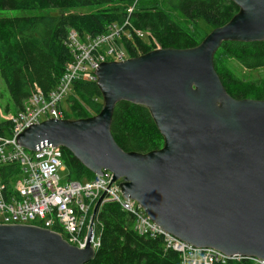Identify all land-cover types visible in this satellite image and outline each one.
<instances>
[{"label": "water", "instance_id": "water-1", "mask_svg": "<svg viewBox=\"0 0 264 264\" xmlns=\"http://www.w3.org/2000/svg\"><path fill=\"white\" fill-rule=\"evenodd\" d=\"M238 11L194 47L156 48L98 66L100 111L25 128L28 151L66 149L94 175L113 174L165 232L199 248L264 260V99H235L214 69L223 42L264 41V0H230ZM147 108L163 138L146 153L123 151L111 134L115 106ZM95 253L28 225H0V264H86Z\"/></svg>", "mask_w": 264, "mask_h": 264}, {"label": "trees", "instance_id": "trees-1", "mask_svg": "<svg viewBox=\"0 0 264 264\" xmlns=\"http://www.w3.org/2000/svg\"><path fill=\"white\" fill-rule=\"evenodd\" d=\"M139 0H0V10L49 11L0 18V115L16 114L38 87L44 95L55 90L66 63L71 59L67 39L70 31L79 36L104 33L107 26L128 20L131 38L121 45L130 57L155 48L133 29L149 31L160 48L184 49L200 40L163 11L136 8ZM188 21L203 20L211 30L226 24L238 11L230 0H161ZM134 5V6H133ZM133 6L132 12L128 9ZM93 9L82 13L62 10ZM231 58L246 69L264 67V41L252 43L223 42L214 55V69L226 92L235 99H264V78L240 79L223 61ZM60 105L65 119L87 118L101 108V96L95 82L76 81L70 95ZM10 123L0 116V136L7 135ZM111 134L126 152L146 153L162 147L163 138L147 108L121 101L114 109ZM69 181L83 182L94 175L66 149L61 148ZM103 228L100 247L86 264H180L178 253L166 249L162 236L149 237L134 229V217L119 205L107 202L98 215ZM213 264H251L248 260Z\"/></svg>", "mask_w": 264, "mask_h": 264}, {"label": "built area", "instance_id": "built-area-1", "mask_svg": "<svg viewBox=\"0 0 264 264\" xmlns=\"http://www.w3.org/2000/svg\"><path fill=\"white\" fill-rule=\"evenodd\" d=\"M133 7L128 9L132 12ZM128 20L108 25L105 32L79 36L70 31L67 46L71 59L55 90L44 95L35 86L23 108L16 114L0 115L10 123L5 136H0V225H28L59 235L67 244L84 249L87 244L94 253L100 247L103 225L99 209L107 202L116 203L134 217V229L140 235L162 236L166 249L178 253L180 264H213L248 260L264 264L263 259L226 255L213 248H199L165 232L146 215L134 200L124 198L113 174L102 171L87 181H65L57 175L64 169L60 147H42L28 151L16 137L23 129L48 119H65L61 103L70 95L76 81H96V70L105 62H120L130 56L121 45L122 38H131ZM147 44L159 48L149 31L133 29Z\"/></svg>", "mask_w": 264, "mask_h": 264}, {"label": "rangeland", "instance_id": "rangeland-1", "mask_svg": "<svg viewBox=\"0 0 264 264\" xmlns=\"http://www.w3.org/2000/svg\"><path fill=\"white\" fill-rule=\"evenodd\" d=\"M134 6V5H133ZM132 6V7H133ZM163 11L166 15L170 16L173 20L187 29L197 40H200L211 31V27L208 26L203 20L188 21L180 17L175 11L171 10L169 6L163 3L161 0H139L136 8H152ZM91 12L93 9H80V10H62L60 13H82ZM35 14H50L49 11H18V10H0V18L4 17H17L25 15H35ZM159 46V45H158ZM223 61L227 66L242 80L244 81H257L264 78V67L248 70L241 66L238 62L231 58H223ZM3 90V83L0 80V91ZM64 103V102H63ZM62 103V104H63ZM1 110L2 107L0 106ZM57 175L61 179V184L65 183L68 179V171L66 168L58 169ZM94 175V174H93Z\"/></svg>", "mask_w": 264, "mask_h": 264}, {"label": "bare ground", "instance_id": "bare-ground-1", "mask_svg": "<svg viewBox=\"0 0 264 264\" xmlns=\"http://www.w3.org/2000/svg\"><path fill=\"white\" fill-rule=\"evenodd\" d=\"M62 103H63V102H62ZM23 130H24V129H23ZM23 130H22V131H23ZM16 141H17V140H16Z\"/></svg>", "mask_w": 264, "mask_h": 264}]
</instances>
